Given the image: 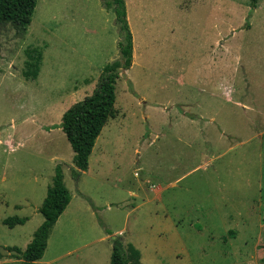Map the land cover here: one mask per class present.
Instances as JSON below:
<instances>
[{
    "label": "rangeland",
    "instance_id": "obj_1",
    "mask_svg": "<svg viewBox=\"0 0 264 264\" xmlns=\"http://www.w3.org/2000/svg\"><path fill=\"white\" fill-rule=\"evenodd\" d=\"M134 2L145 9L133 19L125 0L134 65L120 73L116 116L88 169L78 182L63 170L72 198L45 261L76 250L58 264L87 254L109 264L104 250L121 238L140 264H264V0ZM114 19L100 0H37L25 35L0 26V264H19L4 249L24 251L43 218L2 221L29 217L70 163L64 134L49 128L120 59ZM31 48L43 53L34 81L21 75Z\"/></svg>",
    "mask_w": 264,
    "mask_h": 264
},
{
    "label": "trees",
    "instance_id": "obj_2",
    "mask_svg": "<svg viewBox=\"0 0 264 264\" xmlns=\"http://www.w3.org/2000/svg\"><path fill=\"white\" fill-rule=\"evenodd\" d=\"M259 0H250L251 9H256ZM37 0H0V26L9 24L19 35L26 34L32 20ZM101 8L112 11L114 23L118 27L120 40L116 44L120 59L107 63L99 76L92 94L73 104L61 116L59 125L50 129H60L74 154L71 179L78 182L81 174L88 168L89 157L101 131L110 119L116 116V84L120 73L132 66V35L127 23L124 0H100ZM26 61L21 73L25 80H36L43 59L38 48L25 50ZM193 119V118H192ZM70 202V194L63 183V165L54 169L51 186L48 187L38 213L43 222L33 233L31 242L24 251L15 247L4 250L14 253L19 264H37L46 250L51 228L58 221ZM26 218H7L2 224L9 229L22 226ZM3 258L0 252V260ZM139 251L130 244H124L121 238L111 240L110 264H140Z\"/></svg>",
    "mask_w": 264,
    "mask_h": 264
},
{
    "label": "crops",
    "instance_id": "obj_3",
    "mask_svg": "<svg viewBox=\"0 0 264 264\" xmlns=\"http://www.w3.org/2000/svg\"><path fill=\"white\" fill-rule=\"evenodd\" d=\"M131 4H132V10H133V19H138L139 18V14H142V16H143V11L141 12V8L143 9V7H141L140 5H139V3L138 2H134V0H131ZM124 3H125V0H124ZM125 6H126V3H125ZM143 10H145V9H143ZM145 14V13H144ZM127 16H128V13H127ZM128 26H129V30L131 31V35H132V57H133V59H134V62H135V57L134 56H136L135 55V52H134V50H135V47H134V43H135V35H134V24L132 23V25L130 26V24L128 23ZM219 27H217V39H216V41L214 42V43H212V45L213 46H217V50H219V46H220V39H219ZM43 54V53H42ZM42 61H43V59H42ZM134 62H133V64H132V66H131V68L133 67V65H134ZM41 65H42V63H41ZM130 68V69H131ZM40 69H41V67H40ZM103 69V68H102ZM129 69V70H130ZM39 73H40V71H39ZM39 76V75H38ZM100 76V75H99ZM38 78V77H37ZM118 81V80H117ZM68 110V109H67ZM199 120H203V118H198ZM184 120H186V121H188L187 119H184ZM59 123L60 122H58V124L57 125H59ZM40 125V124H39ZM38 126V125H37ZM46 127H48V126H38L37 127V129L41 132V134H50L49 132L50 131H46ZM58 130H60V129H58ZM42 142H43V144H45L46 145V147H47V149H51V150H53L54 151V147L52 146L53 144H52V142L51 141H49V137H47L46 139H42L41 140ZM45 142V143H44ZM9 146V148H11V145H8ZM73 153V152H72ZM92 154V153H91ZM73 156H74V154H72V157H71V155L69 156V154H68V159H67V162H69L70 161V163H64L63 162V170H65V171H67V172H69V174H70V170L71 169H73V162H72V160H73ZM90 158V157H89ZM53 160L55 159V158H52ZM88 169V168H87ZM84 174V172L81 174V175H83ZM54 176V175H53ZM52 176V177H53ZM64 174H63V183H64ZM80 179V178H79ZM64 185H65V183H64ZM66 187V186H65ZM66 189H67V187H66ZM68 190V189H67ZM68 192H69V190H68ZM69 194H70V192H69ZM46 197V196H45ZM45 197H43L44 199H45ZM71 195H70V201H71ZM70 203V202H69ZM69 205V204H68ZM16 207H18V206H16ZM40 207V204L38 205V204H36L35 206H34V208H33V211H32V213H31V215H29V217H25L26 219H27V221H26V223L25 224H27V223H29V222H31L35 217H38V208ZM68 207V206H67ZM67 207H66V209H67ZM66 209H65V211H66ZM64 211V212H65ZM63 212V213H64ZM63 215V214H62ZM61 215V216H62ZM60 216V217H61ZM59 221H60V218L58 219V221L55 223V225L51 228V230H50V232H49V236H48V240H47V247H46V250H45V252H44V255H43V257H42V259L39 261V262H37V264H58L60 261H63V259H65V258H69V257H72V255L75 253V251L76 250H69V251H66V252H64V253H61V255H57V256H55L56 254H53L52 255V257L51 258H49V260H47V261H45V255H46V251H47V249H48V245H49V241H50V235H51V233H52V231H53V229L56 227V225L59 223ZM40 221L39 220H37V225H35V231L37 230V228L42 224V222L41 223H39ZM24 224V225H25ZM23 226V225H22ZM34 231V232H35ZM109 238V236H105V237H103V238H101V239H99L100 241H106L107 242V239ZM31 240L32 239H30V241L28 242V244L31 242ZM84 246L85 247H87V245L86 244H84ZM105 249V248H104ZM104 252H105V254H106V256H107V258H109V264H110V256H111V246H107V248L104 250ZM86 256V258H84V260H85V262H86V264H89V263H91V262H93V260L95 259L93 256H92V254H87V255H85ZM140 261H141V259H140ZM20 263V262H19Z\"/></svg>",
    "mask_w": 264,
    "mask_h": 264
}]
</instances>
